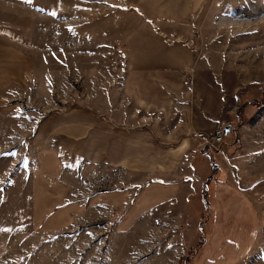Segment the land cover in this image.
<instances>
[{"label":"rangeland","instance_id":"374dc122","mask_svg":"<svg viewBox=\"0 0 264 264\" xmlns=\"http://www.w3.org/2000/svg\"><path fill=\"white\" fill-rule=\"evenodd\" d=\"M21 24L22 65L12 73L8 62L4 70L0 66V264H208L219 227L216 197L206 210L195 195L211 173L216 181L229 174L246 188L260 222L249 253L225 264H264V156L254 145L264 142V0H33L22 3ZM155 38L186 72V82L179 83L178 75L177 87L169 90L175 105L220 121L211 130L207 122L204 137L190 142L199 147L191 162L194 177L181 180L196 191L190 202L157 207L126 232L118 231L122 212L116 211L87 227L35 229L32 139L58 137L49 126L44 135L41 126L52 113L74 107L113 117L122 127L141 126L146 115L132 94L145 98L157 87L136 79L127 95L125 80L139 48ZM222 126L230 131L218 141ZM54 127L60 136L62 126ZM156 132L133 133L149 141L131 148L134 171L124 181L134 183L133 197L154 175L140 167V157L158 160L165 147L182 143L157 142Z\"/></svg>","mask_w":264,"mask_h":264},{"label":"crops","instance_id":"0c3cea01","mask_svg":"<svg viewBox=\"0 0 264 264\" xmlns=\"http://www.w3.org/2000/svg\"><path fill=\"white\" fill-rule=\"evenodd\" d=\"M32 1L0 0V66L4 70L5 62H8L11 67L8 73L22 65L21 7L22 3ZM32 27L30 20L28 29L32 30ZM4 36H7L8 42H5ZM151 41L139 48L141 54L132 61L125 80L127 95L133 93L129 88L136 79L139 84L141 79L149 80L157 87L156 92L146 93L145 98L132 94L142 104V111L146 115V121L141 126L135 129L122 127L113 117L74 107L68 113H52L45 120V125L41 126L44 135L51 130L58 137L44 138L40 135L32 139L31 222L35 229L41 227L43 231L50 232L87 227L98 224V218L103 213L116 211L122 212L117 224L118 231L126 232L145 213L168 204H182V201L187 205L195 194L193 187L181 181L194 177L191 162L199 147L190 142H196V137H204L201 128H207V122L211 130L212 125L220 121L195 107L175 105L177 100L169 90L171 86L177 87L174 77L178 75L179 83L186 82V72L179 68L182 63L168 52L170 50L163 40L155 38ZM181 75L184 76L181 78ZM56 119L60 121L54 124ZM58 124L62 126L60 136L54 127ZM153 130H157V142L182 143L175 149L165 147L164 156L158 160L140 157V167L154 175L148 177L152 179L150 182L139 184L140 191L133 197L134 183L124 181L125 176L131 177L134 171L131 148L134 142H149L134 139L133 133L149 132L153 135ZM162 131L168 133L166 137L171 138L170 141L164 138ZM183 131H186L185 135L179 137ZM254 145L262 146L264 156V142H254ZM145 162L147 164L143 166ZM162 166L164 168L161 170ZM213 184L217 210L215 217L219 227L211 240L209 249L213 254L207 262L225 264V261L232 260L231 257H242L249 253L256 242L260 222L246 188L234 184L229 174L221 176ZM112 216L110 214V219Z\"/></svg>","mask_w":264,"mask_h":264},{"label":"trees","instance_id":"16d2710c","mask_svg":"<svg viewBox=\"0 0 264 264\" xmlns=\"http://www.w3.org/2000/svg\"><path fill=\"white\" fill-rule=\"evenodd\" d=\"M201 153H203L202 155L206 156V158H207L208 156L206 154L207 153H210V151H207L205 153V151L203 149V150H201ZM208 158H210V157H208ZM212 174L213 173H211L207 177L208 179L201 185L200 192L195 195L196 196L195 198H198V200L200 201V204H201L202 208H204L206 210H210V204H212V202H210V201H211L212 198H214V187H213V183H215L217 176L214 177ZM200 229H201V231L202 230L204 231V226H201ZM204 234L207 235L206 233H204ZM203 237H205V236L203 235ZM206 237H205V239H206ZM196 248H198V247H196Z\"/></svg>","mask_w":264,"mask_h":264},{"label":"built area","instance_id":"2783aa9c","mask_svg":"<svg viewBox=\"0 0 264 264\" xmlns=\"http://www.w3.org/2000/svg\"><path fill=\"white\" fill-rule=\"evenodd\" d=\"M224 133H225V130H224V127L222 126L221 128L216 130L215 139L218 140V141L221 140V138L224 135Z\"/></svg>","mask_w":264,"mask_h":264},{"label":"water","instance_id":"95a60500","mask_svg":"<svg viewBox=\"0 0 264 264\" xmlns=\"http://www.w3.org/2000/svg\"><path fill=\"white\" fill-rule=\"evenodd\" d=\"M225 131H226V133H228V132L230 131V126H227V127L225 128Z\"/></svg>","mask_w":264,"mask_h":264},{"label":"snow or ice","instance_id":"6c2138e0","mask_svg":"<svg viewBox=\"0 0 264 264\" xmlns=\"http://www.w3.org/2000/svg\"><path fill=\"white\" fill-rule=\"evenodd\" d=\"M14 155V154H13Z\"/></svg>","mask_w":264,"mask_h":264}]
</instances>
